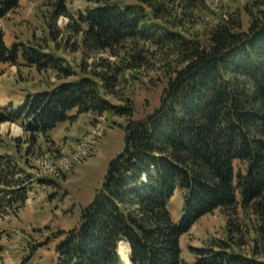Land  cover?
I'll list each match as a JSON object with an SVG mask.
<instances>
[{"label": "trees", "instance_id": "1", "mask_svg": "<svg viewBox=\"0 0 264 264\" xmlns=\"http://www.w3.org/2000/svg\"><path fill=\"white\" fill-rule=\"evenodd\" d=\"M84 1L78 18L85 53L115 58L97 57L90 71L64 68L26 43L9 46L0 31V77L2 64L19 65L21 57L76 76L17 107L0 106V123L20 121L34 138L48 137L73 110L128 119L122 153L82 210L80 227L60 232L54 264H125L122 241L131 264H264V0L245 6L247 21L238 11L196 32L184 28L198 0ZM56 5L57 18H72L65 0ZM20 6L0 0V19ZM155 59L167 78L159 104L134 118L135 102L121 86L127 72ZM3 172L13 168L0 155ZM0 182L7 184L1 176ZM178 190L184 215L177 222L169 202ZM7 191L15 211L28 200L25 188ZM216 210L227 217L226 238L193 249L195 263L187 262L183 235Z\"/></svg>", "mask_w": 264, "mask_h": 264}, {"label": "rangeland", "instance_id": "2", "mask_svg": "<svg viewBox=\"0 0 264 264\" xmlns=\"http://www.w3.org/2000/svg\"><path fill=\"white\" fill-rule=\"evenodd\" d=\"M137 3L139 0H126ZM254 0H198L188 12L185 30L203 31L222 15L229 17L244 10ZM57 0H20L21 6L0 19V31L9 46L26 43L42 49L59 59L61 66L80 74L90 71L97 57L115 60L108 52L86 54L82 44L79 13L84 0H65L68 13L56 17ZM178 5V4H177ZM182 5V4H181ZM179 9L182 6H177ZM245 21L246 14L243 12ZM19 65L2 64L0 77L1 107H17L28 95L54 88L66 77L51 67L30 66L21 57ZM60 73V74H59ZM121 90L134 102V118H141L158 106L167 78L158 60L151 66L127 72ZM115 104L120 100L111 98ZM3 105V106H2ZM61 122L45 137L28 134L20 121L0 123V155L11 163L13 173L3 172L0 182V264H54L57 246L63 239L61 231L78 229L82 210L94 200L103 186L110 162L122 153L125 146V116L105 113L78 114ZM25 188L26 203L15 211L7 207V189ZM173 218L178 222L184 215V196L176 191L169 202ZM227 217L216 210L201 217L183 235V256L195 263L193 249L216 245L226 238ZM247 252L250 246H241ZM119 252L129 264L131 249L122 241Z\"/></svg>", "mask_w": 264, "mask_h": 264}, {"label": "bare ground", "instance_id": "3", "mask_svg": "<svg viewBox=\"0 0 264 264\" xmlns=\"http://www.w3.org/2000/svg\"><path fill=\"white\" fill-rule=\"evenodd\" d=\"M120 254L122 255V253L120 252ZM129 259V258H128ZM129 264H130V259H129V262H128Z\"/></svg>", "mask_w": 264, "mask_h": 264}, {"label": "crops", "instance_id": "4", "mask_svg": "<svg viewBox=\"0 0 264 264\" xmlns=\"http://www.w3.org/2000/svg\"><path fill=\"white\" fill-rule=\"evenodd\" d=\"M0 104H2V102L0 101ZM3 106V105H2Z\"/></svg>", "mask_w": 264, "mask_h": 264}]
</instances>
